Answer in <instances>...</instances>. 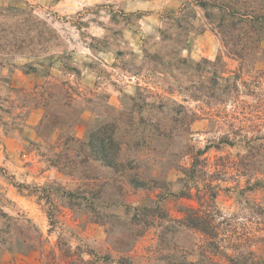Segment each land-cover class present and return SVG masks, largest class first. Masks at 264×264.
Segmentation results:
<instances>
[{"label":"rangeland","instance_id":"obj_1","mask_svg":"<svg viewBox=\"0 0 264 264\" xmlns=\"http://www.w3.org/2000/svg\"><path fill=\"white\" fill-rule=\"evenodd\" d=\"M232 261L264 264V0H0V264Z\"/></svg>","mask_w":264,"mask_h":264},{"label":"trees","instance_id":"obj_2","mask_svg":"<svg viewBox=\"0 0 264 264\" xmlns=\"http://www.w3.org/2000/svg\"><path fill=\"white\" fill-rule=\"evenodd\" d=\"M183 211L187 214L186 220L190 226L199 229L200 231L204 232L207 236H212L211 224L209 222H207L202 216L198 215L197 213H192V215H189L190 212H193V209H184ZM232 264L240 263L237 261H232Z\"/></svg>","mask_w":264,"mask_h":264}]
</instances>
